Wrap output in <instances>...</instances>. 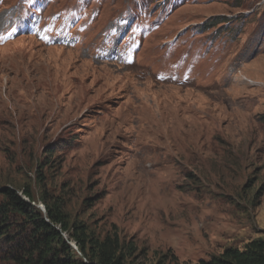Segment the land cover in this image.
Listing matches in <instances>:
<instances>
[{"label": "rangeland", "instance_id": "obj_1", "mask_svg": "<svg viewBox=\"0 0 264 264\" xmlns=\"http://www.w3.org/2000/svg\"><path fill=\"white\" fill-rule=\"evenodd\" d=\"M4 186L117 230L127 264L264 241V0H2Z\"/></svg>", "mask_w": 264, "mask_h": 264}, {"label": "trees", "instance_id": "obj_2", "mask_svg": "<svg viewBox=\"0 0 264 264\" xmlns=\"http://www.w3.org/2000/svg\"><path fill=\"white\" fill-rule=\"evenodd\" d=\"M1 192L0 264H127L133 248L117 230L98 236L83 221L71 220L64 202L46 191L40 196L44 212L34 205L30 187L4 186ZM201 264H264V241L226 248Z\"/></svg>", "mask_w": 264, "mask_h": 264}]
</instances>
